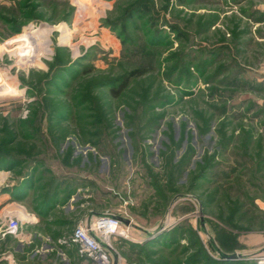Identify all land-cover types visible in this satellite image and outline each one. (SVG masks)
<instances>
[{"label":"rangeland","instance_id":"obj_1","mask_svg":"<svg viewBox=\"0 0 264 264\" xmlns=\"http://www.w3.org/2000/svg\"><path fill=\"white\" fill-rule=\"evenodd\" d=\"M0 72V264L88 212L122 264L264 263V0H0Z\"/></svg>","mask_w":264,"mask_h":264},{"label":"built area","instance_id":"obj_2","mask_svg":"<svg viewBox=\"0 0 264 264\" xmlns=\"http://www.w3.org/2000/svg\"><path fill=\"white\" fill-rule=\"evenodd\" d=\"M121 224L114 215L100 214L92 222L74 228L67 238L59 239L57 243L59 246H76L79 256L90 264H122L111 245L116 238L125 236ZM21 229L22 224L16 218L8 217L2 234L17 237Z\"/></svg>","mask_w":264,"mask_h":264},{"label":"crops","instance_id":"obj_3","mask_svg":"<svg viewBox=\"0 0 264 264\" xmlns=\"http://www.w3.org/2000/svg\"><path fill=\"white\" fill-rule=\"evenodd\" d=\"M56 207L57 210L58 208H62L59 207V204H57ZM100 214L101 213L98 212H88L83 218L82 225L87 224L88 222H92L95 217ZM36 222H38V219L36 220V218H31L30 224H27L25 227L30 230ZM48 244L49 243L43 244L39 248H31L29 253H27V256L30 257V259L35 258L37 260L42 258L40 260H44L46 262L45 264H90L87 259L79 256L76 246L53 249L50 248L51 246H47Z\"/></svg>","mask_w":264,"mask_h":264},{"label":"water","instance_id":"obj_4","mask_svg":"<svg viewBox=\"0 0 264 264\" xmlns=\"http://www.w3.org/2000/svg\"><path fill=\"white\" fill-rule=\"evenodd\" d=\"M122 224L126 225V226H129V225H132L128 220L124 219V218H121L119 216H115ZM220 255L225 258V259H237L240 257V255H237V254H231V255H225V254H222L220 253Z\"/></svg>","mask_w":264,"mask_h":264},{"label":"bare ground","instance_id":"obj_5","mask_svg":"<svg viewBox=\"0 0 264 264\" xmlns=\"http://www.w3.org/2000/svg\"><path fill=\"white\" fill-rule=\"evenodd\" d=\"M2 78V73L0 72V79ZM3 86V90L0 93L1 96H17L12 90L9 89V87L7 85H2ZM2 175V173H0V176Z\"/></svg>","mask_w":264,"mask_h":264},{"label":"trees","instance_id":"obj_6","mask_svg":"<svg viewBox=\"0 0 264 264\" xmlns=\"http://www.w3.org/2000/svg\"><path fill=\"white\" fill-rule=\"evenodd\" d=\"M210 131V126L209 127H207L206 128V131L205 132H209ZM214 135L212 134V135H209V140L211 141V142H213L214 141ZM212 148H213V144H212ZM214 150V149H213ZM207 151V150H206Z\"/></svg>","mask_w":264,"mask_h":264}]
</instances>
